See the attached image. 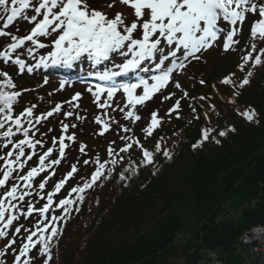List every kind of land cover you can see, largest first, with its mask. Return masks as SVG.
<instances>
[{
  "label": "snow or ice",
  "instance_id": "snow-or-ice-1",
  "mask_svg": "<svg viewBox=\"0 0 264 264\" xmlns=\"http://www.w3.org/2000/svg\"><path fill=\"white\" fill-rule=\"evenodd\" d=\"M128 9V14L117 12L113 17L93 8L89 0H0V37H7L8 43L0 50V264H54L53 249L58 247L63 230L74 214L80 212L86 193L96 186H102L122 165L124 157H131L130 150H139L140 163L129 160V166L119 173V180L125 181L138 174L140 167L153 165L155 156L162 154L171 159V153L162 148L163 137L156 142L154 150L144 147L138 138L128 135L132 131L128 125H120L116 117L102 119L95 116L99 126V135L104 136L110 130L111 123H117L120 132L121 147L107 148V159L100 156L84 159L85 166H94L89 178H82L67 189L62 190L75 178L79 169L77 164L59 180H53L59 166L67 156L66 149L76 143V123L66 121L79 114L64 110L78 108L81 93L70 100L56 103L46 113L36 114L37 105L24 108L19 114L15 105L22 96L17 90L11 74L3 70L10 66L18 74H32L38 69L59 67L70 69L78 62L88 61L93 65L105 64L103 71L94 73L95 78L104 82L87 88L97 108L117 110L120 119L135 125L142 117L137 114L148 107V101L159 96L160 103L171 102L176 93L169 87L182 93L176 99L168 114L177 112L181 100L189 98L177 76L186 74L193 61L205 60V54L213 49L222 52H240L238 70L246 73L237 83L230 74L219 84L233 89L235 103L237 89L249 84L253 70L264 66V48L257 47L264 42V0H118ZM116 3L109 4L111 8ZM26 21L30 31L21 36L7 31L14 22ZM252 20L247 36L244 25ZM19 32V28L16 29ZM27 57V59H25ZM134 82L118 83L117 78L129 76ZM48 81H43L46 84ZM201 84L206 82L201 80ZM60 87L63 89L64 84ZM23 91H28L24 89ZM125 101L121 106L116 102L117 94ZM209 100L207 96L198 98ZM115 104V106H113ZM215 112V106L209 105ZM159 109L150 112V122L142 129L146 137H151L159 127L162 118ZM238 117L248 123L257 121L255 109H235ZM195 119L196 109L192 108ZM55 115L63 116L59 136L51 138V146L46 147V137L54 132V127H46V122ZM218 115V113H217ZM205 119L209 116L204 113ZM234 126L217 131L214 127L201 130L200 139L193 144L198 149L205 142L220 143L218 137L234 132ZM86 145H79V153L86 156ZM39 149V151H38ZM35 158V165L29 162ZM79 157L77 158V163ZM127 173V175H125ZM155 174V173H153ZM51 190H48L49 183ZM126 186V185H125ZM62 197V198H61ZM21 221H30L25 226ZM35 252V255L33 253Z\"/></svg>",
  "mask_w": 264,
  "mask_h": 264
},
{
  "label": "trees",
  "instance_id": "trees-1",
  "mask_svg": "<svg viewBox=\"0 0 264 264\" xmlns=\"http://www.w3.org/2000/svg\"><path fill=\"white\" fill-rule=\"evenodd\" d=\"M257 47L264 48V42ZM232 56L227 71L239 83L246 73L236 66L240 52ZM9 68L3 70L10 73ZM195 89L200 93L202 88ZM204 91L209 100H181L179 118L177 112L162 118L161 129L151 137L136 131L149 150L163 137L161 146L172 158L157 154L153 165L140 167L137 175L120 181L119 173L129 160L139 164L141 156L139 150H130L131 157L121 153L123 164L102 186L87 191L80 212L64 227L53 249L54 264H198L205 249L218 252L226 264L237 263L233 258L240 235L264 222V66H257L249 84L236 90L235 103H229L233 98L230 87L215 85ZM22 107L21 103L15 106V112ZM192 108L199 119L194 118ZM236 108L255 109L258 122L240 119ZM204 110L209 111L208 120ZM209 126L217 131L234 126L235 131L218 137L219 144L205 142L194 150L201 130ZM77 135L83 144L93 141L89 151L105 160L103 140ZM78 169L62 190L64 196L71 186L83 183L82 178H89L94 166ZM254 199L256 204L250 207ZM189 207L194 209L193 228L185 226L180 215Z\"/></svg>",
  "mask_w": 264,
  "mask_h": 264
},
{
  "label": "rangeland",
  "instance_id": "rangeland-1",
  "mask_svg": "<svg viewBox=\"0 0 264 264\" xmlns=\"http://www.w3.org/2000/svg\"><path fill=\"white\" fill-rule=\"evenodd\" d=\"M91 6L95 8L96 10H99L103 13H106L110 18L115 15L117 12H124L126 15L128 14V9L125 6H122L119 4L118 0H116V3L113 5V7L109 8V4H113V0H89ZM28 30V29H27ZM228 54V53H226ZM228 55H225L222 53L221 49H213L209 53L205 54V60L203 61H193L191 65H189L188 69L186 70V74L177 76L176 79L181 84L182 88L191 93L192 91H195V88H198L199 85H202L200 83L201 80H205L206 84H214L218 85L219 81L225 78L226 76H229L231 72L227 71V68L230 67L233 63L231 61L230 57H227ZM240 61V60H239ZM238 68V64L236 65ZM39 70H36L35 72H38ZM34 72V73H35ZM25 74V79L23 81V87H30L31 90H34L35 88H38V91H36L37 95L36 97L39 99L41 98V101L47 103V107H50V101L51 102H64L71 99L73 95H75L74 92H69L68 90H64L65 88H60V86H56L53 83H46L44 84V79H41L37 74ZM208 85V86H209ZM36 86V87H35ZM35 87V88H32ZM206 87H202L201 92L198 94V97L203 95H208V93L205 90ZM59 91L57 94H52L54 90ZM59 89V90H58ZM53 90V91H52ZM179 90V89H178ZM168 91H177L173 87H169ZM180 92V90H179ZM181 93V92H180ZM179 93V94H180ZM211 93V91H209ZM51 95V96H50ZM123 100L122 94L121 96H117L116 100ZM160 97H155L152 101H148V107L141 109L137 114H139L142 119L138 121L135 125H129L128 121H124L123 119H120V116L122 115L117 110L116 112H112L111 109H108V115L107 117H116L118 120L121 121L122 125H128L133 130L136 126H139L141 128H144L149 122H150V112L155 109H159L158 115L162 110L168 109L171 107L174 103V99L171 102L165 101L162 104L160 103ZM93 99L90 98V96H82L81 99L75 103L79 104L77 111L81 113V115H84L85 119H83L81 125L82 128L85 130L90 131L91 124L95 122V116L100 115V113L95 106L92 104ZM124 101V100H123ZM123 101L120 103L121 106L123 105ZM39 107H41V104H37ZM67 104H64V107ZM115 106V104L113 105ZM102 111V109H101ZM207 110H204V113ZM209 112V111H208ZM207 112V113H208ZM161 116V115H160ZM102 119H104V115L101 116ZM59 119L54 122V124L58 123ZM80 123V122H79ZM57 124H55L57 126ZM80 125V124H79ZM93 130H95L94 125L92 127ZM87 132V133H88ZM89 134V133H88ZM123 133L120 132V129H118V132L115 133L113 137V141H116L117 145L123 146L122 142L119 139V135ZM128 135H133L131 132L128 133ZM134 136V135H133ZM164 136V135H163ZM88 137V136H87ZM65 170H67L68 165H65ZM194 214L193 207H189L188 209H184L181 211L180 215H182L183 224L185 226H188L190 228L195 227L193 217ZM237 264H239V258L234 257L233 258Z\"/></svg>",
  "mask_w": 264,
  "mask_h": 264
},
{
  "label": "built area",
  "instance_id": "built-area-1",
  "mask_svg": "<svg viewBox=\"0 0 264 264\" xmlns=\"http://www.w3.org/2000/svg\"><path fill=\"white\" fill-rule=\"evenodd\" d=\"M255 204L256 200L254 199L250 203V207ZM236 255L239 258V264H264V223L252 226L243 232L239 238ZM200 257L201 260L198 264H225L215 251L202 250Z\"/></svg>",
  "mask_w": 264,
  "mask_h": 264
},
{
  "label": "bare ground",
  "instance_id": "bare-ground-1",
  "mask_svg": "<svg viewBox=\"0 0 264 264\" xmlns=\"http://www.w3.org/2000/svg\"><path fill=\"white\" fill-rule=\"evenodd\" d=\"M218 253V252H217Z\"/></svg>",
  "mask_w": 264,
  "mask_h": 264
}]
</instances>
